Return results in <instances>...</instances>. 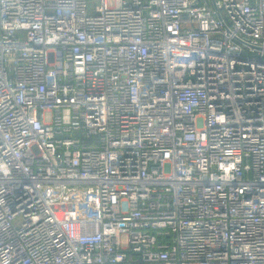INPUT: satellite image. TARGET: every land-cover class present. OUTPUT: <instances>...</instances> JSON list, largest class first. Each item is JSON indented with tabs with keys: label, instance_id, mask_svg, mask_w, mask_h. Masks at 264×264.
I'll list each match as a JSON object with an SVG mask.
<instances>
[{
	"label": "built area",
	"instance_id": "built-area-1",
	"mask_svg": "<svg viewBox=\"0 0 264 264\" xmlns=\"http://www.w3.org/2000/svg\"><path fill=\"white\" fill-rule=\"evenodd\" d=\"M0 264H264V0H0Z\"/></svg>",
	"mask_w": 264,
	"mask_h": 264
}]
</instances>
